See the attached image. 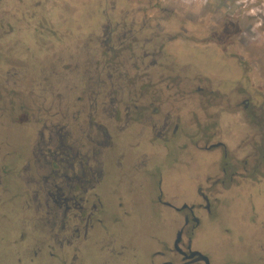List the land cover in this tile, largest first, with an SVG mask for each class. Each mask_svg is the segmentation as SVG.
<instances>
[{"label": "rangeland", "instance_id": "1", "mask_svg": "<svg viewBox=\"0 0 264 264\" xmlns=\"http://www.w3.org/2000/svg\"><path fill=\"white\" fill-rule=\"evenodd\" d=\"M197 20L202 29L191 23ZM181 27L202 38H184ZM245 39L253 53L264 48V0H0V264H31L16 219V176L25 181L34 225L40 176L61 167L70 173L66 160L79 173L81 159L103 166L105 176L98 230L62 241L76 247L79 264H104L101 257L118 264V226L129 241L126 264L148 262L162 249L159 234L170 236L173 250L187 211L162 208L160 196L198 207L205 203L198 190L209 196L211 211L196 209L199 226L192 235V223L184 229L193 246L213 264H264V178L230 182L221 170L224 162L233 171L244 159L257 161L255 125L241 104L221 97L238 83L249 92L241 100L255 103L253 87L264 90V56L250 54L244 77L226 52L238 53L233 47ZM209 81L220 95L206 93ZM26 239L29 249L36 246L34 235Z\"/></svg>", "mask_w": 264, "mask_h": 264}, {"label": "flooded vegetation", "instance_id": "2", "mask_svg": "<svg viewBox=\"0 0 264 264\" xmlns=\"http://www.w3.org/2000/svg\"><path fill=\"white\" fill-rule=\"evenodd\" d=\"M206 2L207 1L199 4L198 7L200 9H204V6H206L207 8ZM193 4H197V0H191V5ZM209 12L210 10L206 9L205 13L208 14ZM191 23L195 24V26L199 25V29L203 28L201 21L198 22L197 20L195 22L192 21ZM181 29L184 31V27H181ZM193 33L190 37L187 36V33H185L186 36L184 38H188L191 40H199L202 38ZM172 38L175 37H170V39ZM228 43L230 46H233L234 40ZM228 43L226 45H228ZM241 43L242 45L240 47H236V43L235 47H233L235 51H238V53H235L234 51L226 52L227 54L234 56L237 59L242 68L243 76L246 77L247 68L245 67V62L248 63V57H250L251 53L252 56L254 55V58L256 59L261 57L262 55L264 56V48L259 49L257 53L254 50L255 53H253L252 50H250L251 47H249L250 45H253L252 42H249L245 39L241 40ZM223 49L225 50V48ZM256 59L252 58L250 60L249 66H251L252 68V70L250 71L255 70L253 65L256 64L254 61ZM260 61L262 62L263 59L259 60V62ZM244 68L246 69L244 70ZM248 79L250 80V76H248ZM207 84V87H211L208 92H206L207 94L211 96L220 95V90L216 87V85H213L212 83H210V81ZM252 90H255L259 97L255 103L252 102L254 100L249 99L248 97H246L244 100H241V98L244 97L245 93L249 92L244 86L238 85V83L230 92L223 93L221 97L225 98L224 101L229 106L232 103L236 102L239 105L241 104L245 113H249L251 111L254 112L256 110L260 111V109H264V90L256 89V87H253ZM118 99V104H120L122 97ZM132 103L134 104L133 108L136 107L135 103ZM58 129V127H54L52 130ZM214 145L215 144H213L212 146ZM53 152V157L55 158L57 151ZM19 162H21V159ZM56 162L58 164V161ZM64 162H66L67 164L66 167H70V169H72L70 173L67 168L63 169V167L60 168V171L57 169H53L50 172L51 175L40 176L41 180L40 182H37L38 186L35 190V193L33 194V200L38 201L40 222H37L34 225L29 224V218L31 217L32 212L27 213L29 210H31V206L27 202L25 181L21 176H16V178L19 180L20 188L22 189V192L20 193L21 209L18 213L19 215L16 216V219L19 222L18 224L20 225V227H22L20 229L21 233L24 232L25 234L24 249L29 259V263L31 264H33V262L38 258H41V261H43L44 259V262L41 264H57V262L58 264H64L65 262H69V264H79V260L78 262L76 260L78 257L74 255V251L77 250L76 247L71 248L70 243L68 245H63L64 242L62 241L70 236H74L75 233L77 235V238H80L81 236H84L85 238L91 237V233L98 230L103 220L104 209L102 204L101 206H99L100 200L97 195V191L102 189V181L100 179L105 176L103 174V166L97 165L96 167H92L88 163V160L84 161L81 159L77 163L80 171L79 173H75V161L66 160ZM85 165H88L87 171ZM115 166L116 169L119 168V166ZM22 169L24 170L25 167ZM8 171L9 170H4L3 172L7 173ZM85 172L89 173L88 177L85 176L87 179L83 177V174ZM4 189V178L0 175V195L2 192H5ZM198 193L205 203L199 204L198 207L183 203L188 205V207L184 208H181L183 204L180 207H177L171 202L166 201L163 198L164 196H162L161 194L159 205H161L162 208H173L176 211L186 210L187 213L183 216V224L175 232V237L172 243L173 250H171L170 248V236L165 237L164 235L159 234L160 238H157V244H160L162 249L153 250L150 254L148 262H146L145 264H206L201 255H191L192 251H199L202 254L206 255L209 260L208 264H213L210 256L193 246L194 239L192 238V236H186V233L184 232V229L188 226L189 223H192L190 228V235H192L193 230L199 226L200 220L196 216V209L203 210L208 213L211 211L209 196L205 195L200 190H198ZM120 200L121 196L118 195V202ZM119 203L121 204V202ZM7 218L8 214L4 213L3 221L7 222ZM80 223L82 224L80 225ZM179 231H181L180 240L178 242L180 250H177L173 247V244ZM80 233H82V235ZM31 235H34L36 237V239H34V244L36 246L29 249V243L27 242L26 237H30ZM152 238L154 239L155 237L152 236ZM128 242L129 241H127L123 237L122 227L118 226V251H115L118 254V264H126V262L124 261V255L128 250ZM260 247L261 249L264 248L262 244L260 245ZM172 251L175 254L174 258L177 259V263L171 260ZM60 256L62 257L61 263L59 261ZM154 257H158L159 259L155 260ZM98 260L106 264L103 257L99 258Z\"/></svg>", "mask_w": 264, "mask_h": 264}, {"label": "trees", "instance_id": "3", "mask_svg": "<svg viewBox=\"0 0 264 264\" xmlns=\"http://www.w3.org/2000/svg\"><path fill=\"white\" fill-rule=\"evenodd\" d=\"M10 97L12 98L11 101H6L7 103H12V101L15 98L14 92H9ZM4 97V96H3ZM0 95V100L3 98ZM3 100V99H2ZM12 105V104H11ZM20 108L25 112L28 113V109L30 107L27 105L25 107L23 103H20ZM6 105L4 107V116L6 118ZM248 116L251 118V122L255 125L256 133L253 135V138L255 141L252 143L253 148L257 151L256 160L253 164H250L249 159H244L241 161V166L235 170L230 171V164L228 162H224V165L222 166V172L224 176H228L230 178V182H233L235 179H250V180H256L257 178H264V109H260V111H251L248 113ZM9 120V119H8ZM259 138V139H257ZM218 145L223 147L222 143H218ZM230 167V168H229Z\"/></svg>", "mask_w": 264, "mask_h": 264}, {"label": "water", "instance_id": "4", "mask_svg": "<svg viewBox=\"0 0 264 264\" xmlns=\"http://www.w3.org/2000/svg\"><path fill=\"white\" fill-rule=\"evenodd\" d=\"M184 207H188V205H187V204H183L181 208H184ZM180 235H181V231H179V232L177 233L176 239L174 240V244H173V247H174L175 249H177V250H180V248H179V246H178V242H179V240H180ZM193 254L201 255V256L203 257L204 261L206 262V264L209 263L208 257H207L206 255L202 254L201 252H199V251H192V252H191V255H193Z\"/></svg>", "mask_w": 264, "mask_h": 264}]
</instances>
